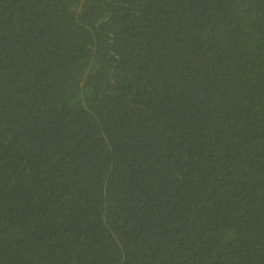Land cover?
<instances>
[{
    "label": "trees",
    "instance_id": "trees-1",
    "mask_svg": "<svg viewBox=\"0 0 264 264\" xmlns=\"http://www.w3.org/2000/svg\"><path fill=\"white\" fill-rule=\"evenodd\" d=\"M0 264H264V0H0Z\"/></svg>",
    "mask_w": 264,
    "mask_h": 264
}]
</instances>
